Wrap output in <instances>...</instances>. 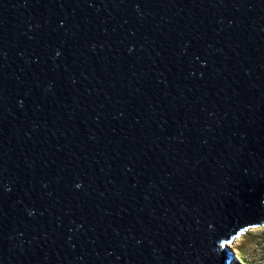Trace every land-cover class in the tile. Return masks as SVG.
Wrapping results in <instances>:
<instances>
[{
    "label": "water",
    "instance_id": "1",
    "mask_svg": "<svg viewBox=\"0 0 264 264\" xmlns=\"http://www.w3.org/2000/svg\"><path fill=\"white\" fill-rule=\"evenodd\" d=\"M264 225V0H0V264H237Z\"/></svg>",
    "mask_w": 264,
    "mask_h": 264
},
{
    "label": "rangeland",
    "instance_id": "2",
    "mask_svg": "<svg viewBox=\"0 0 264 264\" xmlns=\"http://www.w3.org/2000/svg\"><path fill=\"white\" fill-rule=\"evenodd\" d=\"M231 248L237 264H264V225L248 229Z\"/></svg>",
    "mask_w": 264,
    "mask_h": 264
},
{
    "label": "bare ground",
    "instance_id": "3",
    "mask_svg": "<svg viewBox=\"0 0 264 264\" xmlns=\"http://www.w3.org/2000/svg\"><path fill=\"white\" fill-rule=\"evenodd\" d=\"M238 240H239V238L235 239L234 243L231 244V247H232V246L234 247L235 244H237Z\"/></svg>",
    "mask_w": 264,
    "mask_h": 264
}]
</instances>
